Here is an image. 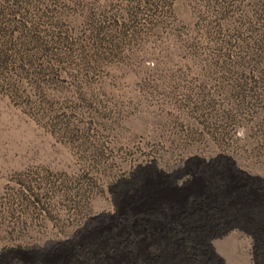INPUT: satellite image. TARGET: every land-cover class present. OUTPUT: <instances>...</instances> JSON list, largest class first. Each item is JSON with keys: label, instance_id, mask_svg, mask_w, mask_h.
<instances>
[{"label": "rangeland", "instance_id": "obj_1", "mask_svg": "<svg viewBox=\"0 0 264 264\" xmlns=\"http://www.w3.org/2000/svg\"><path fill=\"white\" fill-rule=\"evenodd\" d=\"M219 153L264 175V0H0V264H57L133 166Z\"/></svg>", "mask_w": 264, "mask_h": 264}, {"label": "bare ground", "instance_id": "obj_2", "mask_svg": "<svg viewBox=\"0 0 264 264\" xmlns=\"http://www.w3.org/2000/svg\"><path fill=\"white\" fill-rule=\"evenodd\" d=\"M105 190L44 255L67 250L57 264H264V176L220 153L137 164Z\"/></svg>", "mask_w": 264, "mask_h": 264}, {"label": "crops", "instance_id": "obj_3", "mask_svg": "<svg viewBox=\"0 0 264 264\" xmlns=\"http://www.w3.org/2000/svg\"><path fill=\"white\" fill-rule=\"evenodd\" d=\"M220 154H222V155H224V156H226V157H228V158H230V159H232V160H234V161H236V162H238V163H240L241 164V162L236 158V157H234L233 155H231V154H227V153H220ZM242 165V164H241ZM244 166V165H243ZM246 167V166H245ZM247 168H249V169H251V170H253V171H255L253 168H251V167H247ZM256 172V171H255ZM260 174V173H259ZM261 175H263V174H261ZM264 176V175H263Z\"/></svg>", "mask_w": 264, "mask_h": 264}]
</instances>
